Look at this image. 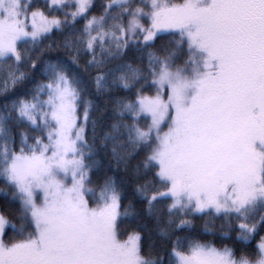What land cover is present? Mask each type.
I'll return each instance as SVG.
<instances>
[{"label":"snow or ice","instance_id":"6c2138e0","mask_svg":"<svg viewBox=\"0 0 264 264\" xmlns=\"http://www.w3.org/2000/svg\"><path fill=\"white\" fill-rule=\"evenodd\" d=\"M0 182V264H264V0H0Z\"/></svg>","mask_w":264,"mask_h":264},{"label":"trees","instance_id":"16d2710c","mask_svg":"<svg viewBox=\"0 0 264 264\" xmlns=\"http://www.w3.org/2000/svg\"><path fill=\"white\" fill-rule=\"evenodd\" d=\"M2 182H0V187H2ZM127 223L132 224L133 226H135V221L133 220H129L127 221ZM217 226H218V222H217ZM194 228L198 231H202L203 229V220L200 219H196V224L194 225ZM206 239H211V237H204ZM153 240H157V236L155 234V232L152 233H145V247H147L148 243L153 241Z\"/></svg>","mask_w":264,"mask_h":264}]
</instances>
